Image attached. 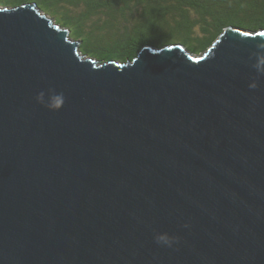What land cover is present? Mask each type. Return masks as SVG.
<instances>
[{
	"label": "water",
	"instance_id": "95a60500",
	"mask_svg": "<svg viewBox=\"0 0 264 264\" xmlns=\"http://www.w3.org/2000/svg\"><path fill=\"white\" fill-rule=\"evenodd\" d=\"M262 42L101 62L37 3L0 7V264H264Z\"/></svg>",
	"mask_w": 264,
	"mask_h": 264
},
{
	"label": "trees",
	"instance_id": "16d2710c",
	"mask_svg": "<svg viewBox=\"0 0 264 264\" xmlns=\"http://www.w3.org/2000/svg\"><path fill=\"white\" fill-rule=\"evenodd\" d=\"M37 3L97 61H133L146 45L183 44L206 53L230 26L264 29V0H0L1 8Z\"/></svg>",
	"mask_w": 264,
	"mask_h": 264
},
{
	"label": "clouds",
	"instance_id": "9594fccd",
	"mask_svg": "<svg viewBox=\"0 0 264 264\" xmlns=\"http://www.w3.org/2000/svg\"><path fill=\"white\" fill-rule=\"evenodd\" d=\"M253 57L255 58L256 62L252 65V67L259 75H264V42L257 45V51L253 53ZM249 87L251 89H256L258 84L253 82L249 85ZM36 101L49 111L57 112L64 107L66 103V97L63 92L58 93L54 89H49L47 92L41 91L37 95ZM155 239L158 244L171 247L177 238L171 237L167 233H163L157 234Z\"/></svg>",
	"mask_w": 264,
	"mask_h": 264
}]
</instances>
